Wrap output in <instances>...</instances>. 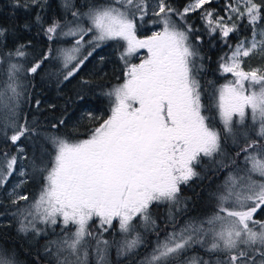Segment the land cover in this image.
Returning a JSON list of instances; mask_svg holds the SVG:
<instances>
[{"label": "snow or ice", "instance_id": "6c2138e0", "mask_svg": "<svg viewBox=\"0 0 264 264\" xmlns=\"http://www.w3.org/2000/svg\"><path fill=\"white\" fill-rule=\"evenodd\" d=\"M211 3L190 0L178 9L169 0H94L80 7L76 0H59L61 15L49 21V0H11L14 9L32 16L23 29L30 32L34 24L49 46L30 63L32 41L0 53V137L15 146L13 154L0 153V189L14 174L22 178L7 191L15 207L10 215L25 238L31 234L38 242L49 232L57 237L43 245L50 264H89L90 252L95 264H111L113 248L118 258H130L146 243L142 231L154 232L156 242L140 264H264V219L257 218L264 216V68L244 67L245 58H264V0H226L225 15L204 7ZM198 10L209 36L219 34L229 49L218 71L231 78L219 86L208 82L213 91L207 104L201 78L210 57L200 51V36L193 42L199 29L187 19ZM146 23L158 30L140 38L138 27ZM242 23L250 38L230 44ZM11 38L0 26V47ZM109 41L124 42L119 58L126 69L124 82L104 93L110 116L85 139L61 133L63 119L51 126L55 132L29 121L24 109L32 106L31 81L45 62L59 61L52 75L60 85ZM140 49L147 57L130 63ZM23 141L31 143L27 168ZM205 163L207 171L224 173L212 193L215 211L177 228L172 209L188 210L181 186L200 177L197 168ZM34 174L42 186L30 199L20 189ZM154 204L169 206L173 230L162 239L150 211ZM114 221L121 238L106 239ZM197 247L208 259L187 255ZM0 264H20L15 249L0 246Z\"/></svg>", "mask_w": 264, "mask_h": 264}, {"label": "trees", "instance_id": "16d2710c", "mask_svg": "<svg viewBox=\"0 0 264 264\" xmlns=\"http://www.w3.org/2000/svg\"><path fill=\"white\" fill-rule=\"evenodd\" d=\"M49 2L51 7L46 14V19L50 21V18L59 17L61 10L58 6L59 0H49ZM93 2L94 0H76L77 7ZM169 2L173 7L182 9L190 0H169ZM225 3L226 0H212L211 4L205 5L204 7L215 10L219 15H225ZM202 11L198 10L197 12L190 13L187 19L194 28L199 29L198 32L193 34V42H196L195 36H200L202 39V43L199 44L200 51L206 58L210 57V60H205L206 72L201 78V85L204 89L202 98L207 104L209 102V94L213 91L212 86L208 82L211 81L213 85L219 86L231 77L230 75L222 76L218 71L219 58L222 54L228 52L229 49L221 43L219 34L212 37L209 36L205 29L204 21L201 19ZM145 20H149V17H145ZM25 23L32 24L31 14L22 9H14L11 0H0V26L7 27L12 37L8 40L7 47H0V53L11 50L14 43L32 41V47L29 49L32 53L29 57L30 63L32 59L38 57L42 51L46 50L49 42L42 33L38 34L39 30L34 24L30 32L25 31L23 29ZM156 27L159 26L146 23L143 27H138L137 33L140 36H147L150 30ZM250 33L251 29L245 27L244 23H242L240 33L232 34L229 37V43L235 45L241 36L250 37ZM59 43L69 42L61 41ZM51 46L55 49L58 43L54 41ZM123 50V41L107 42L89 57L84 67L71 81L60 85L56 82L57 78L52 75L59 70V61H46L42 66L43 70L39 71L31 81L34 85L31 89L32 106L24 109L27 112L29 121L35 119L39 121L40 129L55 132L56 130L51 129V126L63 119L65 126L59 129L61 133L72 131L75 139L87 138L92 129L98 127L103 120L110 116V101L104 93L120 85L126 78L124 62L119 58ZM142 58V55L135 53L129 58V62L137 63ZM25 66L27 67L29 64ZM244 67L246 69L252 67L264 68V58L257 56L249 57L245 60ZM81 80H87L89 84L83 85L81 84ZM78 94H82L84 99H78ZM37 99L40 101L39 109L35 107V101ZM89 113H91V116ZM208 114L215 115V110L213 109ZM216 126L219 127L220 125L217 123ZM23 144L28 154V160L23 162L27 168L32 158L31 143L29 141H23ZM14 151L15 146L5 142L0 137V153L7 152L13 154ZM208 168L209 165L207 163L197 168V171L201 173L200 177L191 180L187 186H181V196L188 202V210L184 213H176L175 209H172L177 220L175 227L179 228L189 218L203 217L215 211L216 203L212 198V193L216 191L217 185L223 180L224 173L213 174L207 171ZM18 179L19 177L14 174L9 184L4 189H0V246L9 250L15 249L20 264H50V258L44 254L43 245L48 239H56L57 237L49 232L48 237H42L38 242L31 237V234L25 238L23 235L17 233V221L10 215L15 210V207L11 204L7 191L11 183ZM41 186L40 176L34 174V179H29L23 188L20 189V192L22 194L26 192L29 198L32 199L39 195ZM24 203V201L20 202L21 205ZM168 210V205L156 204L150 209L152 217L156 221L157 230L161 239L173 230V225L168 222ZM257 218L264 219V216L257 213ZM117 227L118 224L114 221L113 231L105 233V238L111 240L114 236L115 239L119 240L121 236L118 231H115ZM142 236L146 242L145 245L137 250L136 255L130 258H118L113 248L109 257L111 264H140V261L152 251L156 242V234L154 232L149 231L145 233L142 231ZM194 254L208 259V256L199 247L193 249L187 255L191 256ZM89 264H95V259L91 252L89 253Z\"/></svg>", "mask_w": 264, "mask_h": 264}, {"label": "rangeland", "instance_id": "374dc122", "mask_svg": "<svg viewBox=\"0 0 264 264\" xmlns=\"http://www.w3.org/2000/svg\"><path fill=\"white\" fill-rule=\"evenodd\" d=\"M152 2H154V0H150V4H151ZM155 30H158V27H156V28L150 30V32H149V34H148L147 36L151 35L152 32L155 31ZM137 35H138L140 38H144V37H146V36H140L138 33H137ZM85 38L88 39V37H85ZM249 38H250V37H249ZM259 38H260V37L258 36L257 39H259ZM137 53H138V55H142V56H143V58L140 59L139 62H137V64L140 63V62H141L144 58H146L147 55H148L146 49H140ZM246 59H247V58H245V60H246ZM252 68H253V67H252ZM254 68H257V67H254ZM245 69H246V68H245ZM250 69H251V68H250ZM246 70H248V69H246ZM123 82H124V81H123ZM123 82H122V83H123ZM122 83H121V84H122ZM19 179H22V178L19 177ZM19 179H18V180H19ZM18 180L15 181V182H12L11 185H10V187H11L12 185H14L15 183H17ZM10 187H9V188H10ZM59 231H60V229L57 228V229H56V232H59ZM194 255H197V254H194Z\"/></svg>", "mask_w": 264, "mask_h": 264}]
</instances>
